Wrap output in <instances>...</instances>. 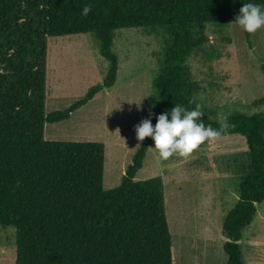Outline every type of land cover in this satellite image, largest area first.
<instances>
[{"label":"trees","instance_id":"trees-1","mask_svg":"<svg viewBox=\"0 0 264 264\" xmlns=\"http://www.w3.org/2000/svg\"><path fill=\"white\" fill-rule=\"evenodd\" d=\"M247 2L264 4L0 0V226L15 229L14 264H173L163 181L160 176L135 180L152 139L141 142L120 185L104 189V144L46 140L44 125L69 119L114 85L115 33L134 27L163 36L152 80V124L176 104L194 108L200 87L191 79L186 59L203 44L206 24L235 23L233 18ZM86 5L91 11L84 16ZM82 33L93 37L108 62L107 74L68 108L46 114L47 37ZM202 120L214 129L226 122L221 137L239 134L247 144L249 165L242 169L238 200L221 229L226 264H245L243 231L255 217L256 204L264 201V112L233 113L221 124L203 111Z\"/></svg>","mask_w":264,"mask_h":264},{"label":"rangeland","instance_id":"rangeland-1","mask_svg":"<svg viewBox=\"0 0 264 264\" xmlns=\"http://www.w3.org/2000/svg\"><path fill=\"white\" fill-rule=\"evenodd\" d=\"M203 35V44L186 59L190 77L200 87L196 99L202 110L221 124L233 113L264 112L259 102L264 98V27L247 33L235 23L206 24ZM162 39L161 33L142 28L117 30L114 85L69 119L44 125L46 140L104 144V189L120 185L142 142L134 126L148 119L154 104L152 80ZM107 70L108 62L90 34L47 37L45 113L64 110L81 99L103 81ZM153 143L135 180L160 176L163 181L173 264H226L221 229L238 200L242 169L249 165L244 137L220 136L187 157L167 160L159 157ZM240 244L245 264H264V201L256 204ZM15 249V229L0 226V264H14Z\"/></svg>","mask_w":264,"mask_h":264},{"label":"clouds","instance_id":"clouds-1","mask_svg":"<svg viewBox=\"0 0 264 264\" xmlns=\"http://www.w3.org/2000/svg\"><path fill=\"white\" fill-rule=\"evenodd\" d=\"M90 11L91 6L86 5L82 9V15L87 16ZM233 20L242 31L255 33L264 27V4L242 3ZM202 116V106L199 104L192 109L176 104L170 110L156 116L154 125L150 118L141 120L134 126L135 136L137 141L150 137L154 142L152 147L162 160H167L173 155L187 157L205 141L220 137L222 131L228 127L226 122L220 129L206 126Z\"/></svg>","mask_w":264,"mask_h":264}]
</instances>
